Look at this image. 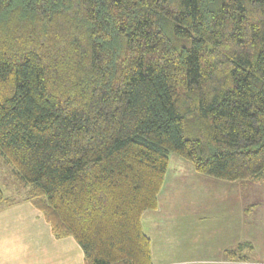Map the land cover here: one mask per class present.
I'll list each match as a JSON object with an SVG mask.
<instances>
[{
  "label": "trees",
  "instance_id": "1",
  "mask_svg": "<svg viewBox=\"0 0 264 264\" xmlns=\"http://www.w3.org/2000/svg\"><path fill=\"white\" fill-rule=\"evenodd\" d=\"M172 153L264 179V0H0V158L55 238L153 264Z\"/></svg>",
  "mask_w": 264,
  "mask_h": 264
},
{
  "label": "rangeland",
  "instance_id": "2",
  "mask_svg": "<svg viewBox=\"0 0 264 264\" xmlns=\"http://www.w3.org/2000/svg\"><path fill=\"white\" fill-rule=\"evenodd\" d=\"M0 188L13 204L27 192L2 158ZM142 226L153 264H264V179L220 180L172 153L159 208L144 213ZM234 250L241 258H231Z\"/></svg>",
  "mask_w": 264,
  "mask_h": 264
},
{
  "label": "crops",
  "instance_id": "3",
  "mask_svg": "<svg viewBox=\"0 0 264 264\" xmlns=\"http://www.w3.org/2000/svg\"><path fill=\"white\" fill-rule=\"evenodd\" d=\"M0 264H85L73 237L57 239L31 202L0 206Z\"/></svg>",
  "mask_w": 264,
  "mask_h": 264
}]
</instances>
